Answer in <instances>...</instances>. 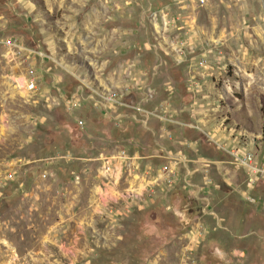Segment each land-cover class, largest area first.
Returning <instances> with one entry per match:
<instances>
[{"label":"rangeland","instance_id":"rangeland-1","mask_svg":"<svg viewBox=\"0 0 264 264\" xmlns=\"http://www.w3.org/2000/svg\"><path fill=\"white\" fill-rule=\"evenodd\" d=\"M262 166L264 0H0V264H264Z\"/></svg>","mask_w":264,"mask_h":264},{"label":"built area","instance_id":"built-area-1","mask_svg":"<svg viewBox=\"0 0 264 264\" xmlns=\"http://www.w3.org/2000/svg\"><path fill=\"white\" fill-rule=\"evenodd\" d=\"M210 0H197V4L199 5H205L209 2ZM4 44H9V41L6 40ZM35 82H36V76L34 74V71L31 68H28L25 72V76L21 79L22 87L25 92H31L35 88ZM249 159V158H246ZM251 172L253 174H264V166H262L260 169L257 168H251Z\"/></svg>","mask_w":264,"mask_h":264}]
</instances>
